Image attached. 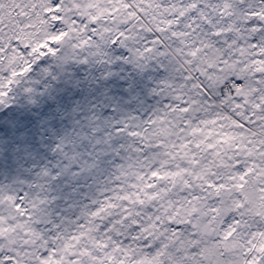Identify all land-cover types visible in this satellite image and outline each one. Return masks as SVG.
I'll return each mask as SVG.
<instances>
[{
    "label": "snow or ice",
    "instance_id": "snow-or-ice-1",
    "mask_svg": "<svg viewBox=\"0 0 264 264\" xmlns=\"http://www.w3.org/2000/svg\"><path fill=\"white\" fill-rule=\"evenodd\" d=\"M0 264H264V0H0Z\"/></svg>",
    "mask_w": 264,
    "mask_h": 264
}]
</instances>
